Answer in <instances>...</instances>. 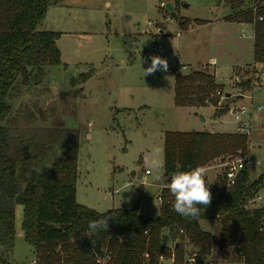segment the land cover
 Returning <instances> with one entry per match:
<instances>
[{"label": "rangeland", "instance_id": "374dc122", "mask_svg": "<svg viewBox=\"0 0 264 264\" xmlns=\"http://www.w3.org/2000/svg\"><path fill=\"white\" fill-rule=\"evenodd\" d=\"M168 1L175 3L174 0L51 3L38 30L60 33L57 45L62 64L46 68L42 78L30 86H23L20 81L9 97L11 111L6 124L13 129L34 126L79 131L77 201L100 213L131 208L139 199V187L146 191L141 185L143 179L150 181L157 175L163 176V168L155 171L151 165L164 161L167 131L237 130L239 120L232 112L219 118L214 116L213 105L195 109L176 105L175 72L183 66L196 71L206 63L212 64L214 57L218 80L227 86L220 88L221 104L264 106L260 80L252 90L235 80L240 72L245 74V80L254 75L255 67H249L253 65V28L233 22L217 23L225 13L221 0H181L176 11L179 17L189 18H185L188 28L194 18L212 21L208 26L183 31L178 21H165ZM147 18H151L152 25L148 26ZM164 26L165 36L157 35V29ZM147 27L152 28V33H146ZM243 30L246 39L241 38ZM155 43L168 48V65L179 66L171 73L157 71L144 76L143 68L151 64L149 54ZM235 68L238 70L234 71ZM186 69L182 71L189 72ZM260 71L261 68L258 72L264 82V71ZM254 91L257 93L252 100ZM227 93L231 94L230 102L226 101ZM260 117L255 111L252 118L247 115L242 120H253V130L259 128ZM249 157L250 177L254 180L264 173V143L252 140ZM217 163L211 165L214 177L224 172ZM146 170L151 174H146ZM258 196L262 200L255 207H264V187ZM150 203L151 212L143 211L145 215L155 214L159 209L156 200ZM15 213L16 244L11 250L0 248V264H31L35 255L23 236V206L16 205ZM202 227L213 229L219 237L223 234L218 220L203 221Z\"/></svg>", "mask_w": 264, "mask_h": 264}, {"label": "trees", "instance_id": "16d2710c", "mask_svg": "<svg viewBox=\"0 0 264 264\" xmlns=\"http://www.w3.org/2000/svg\"><path fill=\"white\" fill-rule=\"evenodd\" d=\"M177 6L181 0H174ZM238 10L229 20L251 25L254 31L255 71L240 86L252 90L260 80L257 65L264 68V0L248 7L245 0H222ZM52 0H0V248L15 247V206L22 205V230L34 248L37 264H159L168 256L164 234L174 242L175 264H184L189 254H200L208 262L214 246L225 249L232 260L243 264H264V207L248 211L247 201L258 195L264 173L251 180L249 167L242 170L236 185L229 187L224 176L211 184L212 201L201 208L197 220H188L173 210L174 197L167 188L176 170L205 168L217 159L244 158L250 152V137L241 133L209 131H167L164 137L163 179L165 187L160 213L147 216L142 203L148 199L144 187L131 208L97 212L77 201L79 131L58 127L11 128L9 97L21 81L23 86L38 82L46 68L62 64L57 45L58 32L40 31ZM55 0L52 4H58ZM166 9V8H165ZM263 17V20L259 18ZM187 30L188 20L179 17ZM33 82V83H34ZM221 86L208 71L177 72L175 102L179 107L212 104L215 117L230 110L221 104ZM221 214L220 218L217 215ZM110 216L109 229L88 237V222ZM220 221V238L204 231L202 221ZM181 230L184 232L182 233Z\"/></svg>", "mask_w": 264, "mask_h": 264}, {"label": "crops", "instance_id": "0c3cea01", "mask_svg": "<svg viewBox=\"0 0 264 264\" xmlns=\"http://www.w3.org/2000/svg\"><path fill=\"white\" fill-rule=\"evenodd\" d=\"M169 2V1H168ZM221 3L220 4H222L223 6H225V13L222 15V16H220V19H219V21H217V23H223V22H230V23H238L239 25H248V24H244V23H242V22H236V21H231V20H229V18L231 17V16H234L236 13H238V10H236V9H232L230 6H226L225 4H224V2H222V0L220 1ZM245 2H246V5L248 6V7H251V6H253L254 5V3L256 2V0L254 1V3H252L251 4V0H245ZM163 4H165L164 2H162ZM220 4H218V6H220ZM166 5V4H165ZM173 5L175 6V8H176V5H175V3L173 2ZM226 7L228 8V9H226ZM167 14H170L169 12L167 13ZM151 16V15H150ZM183 18H186V17H183ZM186 19H189V18H186ZM194 19H196V20H191V23H190V28H188L186 31H188V30H194L196 27L195 26H198V27H201V26H208L212 21H208V20H204V19H200V18H194ZM148 23V26H149V23L152 21L151 20V18H147V20H146ZM178 26H179V28L180 29H182L181 27H180V24H179V22H178ZM194 26V27H193ZM249 26H251V25H249ZM252 27V26H251ZM253 28V27H252ZM147 29V32L146 33H149L148 32V29H149V27H147L146 28ZM158 30V29H157ZM161 30L162 31H160L159 32V34H157V35H159V36H165V34H166V30H167V28L164 26V28L162 29L161 28ZM183 30V29H182ZM184 31V30H183ZM151 33H152V28H151ZM178 34V33H177ZM246 34H245V31H244V35H243V32H242V35H241V38H243V39H246ZM149 56H151V54H149ZM211 61H212V64H210V63H206V64H204L203 65V67L201 68V69H199V70H196V71H204V70H206V71H208L209 73H211V75H214L215 76V79H216V83L218 84V85H220V86H223L224 88H226L227 86H225L224 84H222V83H220L219 82V80H218V77H217V68H216V64H215V62H216V59L213 57L212 59H211ZM179 66V65H178ZM178 66L176 67V66H174V65H172V64H170L169 65V67H168V71L171 73V72H174L177 68H178ZM251 66H256L255 65V61H254V38H253V65H250L249 67H251ZM248 67V68H249ZM257 67H258V69L260 70V68H261V73L264 71V68L263 67H261V66H259V65H257ZM187 68H188V66H187ZM236 69L238 70V68H235V70L234 71H236ZM241 69V68H240ZM186 70H189V68L188 69H186ZM192 71H195V70H189V72H185V73H191ZM195 71V72H196ZM178 72V71H177ZM177 72H175V76H176V73ZM184 72V71H183ZM260 75V74H259ZM260 77V82H261V84H262V86L264 87V82H263V77H261V76H259ZM262 80V81H261ZM263 82V83H262ZM229 86H230V84H229ZM227 89V88H226ZM227 95V102H230V98H231V94L230 93H227L226 94ZM233 98V97H232ZM253 98H254V95H253V97H252V100H253ZM260 100V99H259ZM262 100V99H261ZM239 102H243V103H248V105L250 104V101H245L244 99H239ZM261 103H263V102H259V104H261ZM208 106H210V105H212V104H207ZM242 105H245V104H237V105H235V106H233V107H230V110H229V112H232L233 113V115H234V113H235V110H237L239 107H241ZM214 106V105H213ZM259 106H263L262 104L261 105H257V106H253L254 107V110H253V112H248L247 111V113H245V114H243L240 118H241V120L239 121V123H238V128H237V130H234V131H215V130H212V131H209V132H218V133H238V131H239V128L241 127V126H243V127H245V129L246 130H249L250 131V135H249V137L250 136H252V137H250V152H251V142H252V140H259L260 142H263L264 143V133H262V132H264V114H262V112L264 111V106H263V108L262 109H258V107ZM215 107V106H214ZM181 108H188V109H195V108H199V107H181ZM215 111H216V107H215ZM258 112L259 114H260V120H261V124L259 123L258 124V126H259V128L258 129H256L255 127L253 128V130H252V122H253V120H252V122H251V120L249 119V121H243L242 120V118H243V116H249L250 115V118H252V115H253V113L254 112ZM228 112V113H229ZM224 116V115H223ZM222 116V117H223ZM234 117H235V115H234ZM219 118H221V117H219ZM236 118V117H235ZM237 119V118H236ZM238 120V119H237ZM203 121H206L205 119L203 120ZM258 130V131H257ZM252 134V135H251ZM164 137H165V134H164ZM250 152H249V154H248V156H250ZM226 161V160H225ZM225 161H223L222 159H217V160H215V162L214 163H217V164H219V166L220 167H222V169H223V164L222 163H225ZM213 163H211L209 166H207V167H205V168H203L204 170H205V173H206V179H208V181H210V183L211 184H214V183H216L217 181H219V176L220 175H217V177H214L213 175H211L212 173H211V165H212ZM249 169H250V171H251V163H250V166H249ZM147 171V170H146ZM149 171V170H148ZM147 174V173H146ZM149 174H151V172L149 173ZM148 174V175H149ZM263 174V173H262ZM139 178H142V176L140 175L139 176ZM163 178V177H162ZM252 180V179H251ZM255 180V179H254ZM155 181H157L156 179L155 180H150V181H146V180H144L143 179V183L141 184V185H144L146 188L151 184V183H153V182H155ZM140 185V186H141ZM264 187V185L262 186V188ZM161 191V190H160ZM159 191V192H160ZM259 194V193H258ZM152 200H156V202H157V205H158V210L155 212V214H150V215H147V216H152V215H154V216H157L159 213H160V206H161V203L159 202V200H158V198L156 199V197H154V198H150L149 196H148V199L147 200H145L143 203H142V205L143 204H145V208H143V207H141L142 208V211H146L147 213H150L151 212V207L153 206L150 202L152 201ZM92 209V208H91ZM115 209V208H114ZM93 210H95V209H93ZM111 210V209H110ZM98 212V211H97ZM203 222V221H202ZM202 222H201V226H202ZM202 229L204 230V231H207L208 233H212L213 235H214V237L215 236H217L218 238H220L217 234L218 233H215V232H213V229H210L209 231L208 230H205L203 227H202ZM23 236H24V233H23ZM168 236V243L166 242V240H167V237ZM164 244L166 245V247L168 248V249H170V250H173V248H174V242L172 241V239H171V237H170V235H169V233L168 232H165V234H164ZM169 250V251H170ZM187 250H189L188 251V253L189 252H192V246L191 245H187ZM214 251L215 252H213V255L211 256V257H209L208 258V262H211L212 261V263H210V264H232V263H234V262H239V261H235V260H232L231 259V257L229 256V255H227L226 254V252H225V249H223V248H221L219 245H215L214 246ZM205 262H207V261H205ZM242 263V262H241ZM162 264H173V260H172V257H167V258H165V260L162 262ZM243 264V263H242Z\"/></svg>", "mask_w": 264, "mask_h": 264}, {"label": "clouds", "instance_id": "9594fccd", "mask_svg": "<svg viewBox=\"0 0 264 264\" xmlns=\"http://www.w3.org/2000/svg\"><path fill=\"white\" fill-rule=\"evenodd\" d=\"M150 59V66L143 68L144 76L154 75L157 71L167 72L169 65L166 58L154 55ZM68 91H71V89H68ZM151 167L153 170L159 171L165 167V162L154 161ZM181 168L182 165L177 163L176 170L167 180V188L174 197L172 207L181 217L188 220H197L201 216V208H207L211 204L210 186L206 182V173L202 167L198 166L187 171H183ZM155 179L160 181L162 177L157 175ZM151 187L156 191L158 190V185ZM110 219L112 217L105 215L89 221L84 235L91 237L99 235L101 232H107ZM31 264H37L35 257L32 258Z\"/></svg>", "mask_w": 264, "mask_h": 264}, {"label": "built area", "instance_id": "2783aa9c", "mask_svg": "<svg viewBox=\"0 0 264 264\" xmlns=\"http://www.w3.org/2000/svg\"><path fill=\"white\" fill-rule=\"evenodd\" d=\"M260 20H263V17H260L259 18ZM174 18L168 14L165 18V21L168 22V21H173ZM152 25V23H149V26ZM162 31L161 28L159 27L158 28V32ZM148 32L151 33V29L149 28L148 29ZM181 35L179 32H178V36ZM243 35H244V30H243ZM152 54L151 56H154V55H158L162 58H166V54L168 53V48L163 45V44H158V43H155L153 46H152V50H151ZM187 66H183L182 69H186ZM182 69L178 70V72H183ZM236 83L237 84H241L244 80H245V74L243 72H240L239 74L236 75ZM256 88V87H255ZM254 88V89H255ZM253 89V90H254ZM261 87L258 88V90H260ZM257 92L254 91L253 95L256 94ZM217 95L218 96H221L222 95V91H218L217 92ZM252 95V97H253ZM251 97V98H252ZM263 106H259L258 109H262ZM254 110V107L253 105H250V106H241L239 107L237 110H235V117L240 121L241 120V116L245 113L248 112H253ZM238 133H241V134H247V135H250V131L249 130H246L245 127L241 126L239 128V131ZM250 157L249 156H246L244 158H229L226 159L225 163H222L223 165V176L224 178L227 180V183H228V186L229 187H232L234 185H236V183L238 182L239 180V174L242 170H244L245 168L249 167L250 166ZM147 174L150 173V171H146ZM158 200L159 202L162 204V197H158ZM258 200H262L260 196H255L251 199H249L245 205L246 209L248 211H253L255 209H257L255 207V205L257 204ZM221 217V214H218L217 215V218H220ZM182 233H184L182 230H181ZM196 255L197 254H194V253H190L186 255V258H185V261H184V264H198L197 263V259H196ZM169 257H172V260H173V264H175V255H174V248L173 250H170L169 251V254H168ZM168 256H161L160 259H159V264H162V262L165 260V258H167Z\"/></svg>", "mask_w": 264, "mask_h": 264}, {"label": "water", "instance_id": "95a60500", "mask_svg": "<svg viewBox=\"0 0 264 264\" xmlns=\"http://www.w3.org/2000/svg\"><path fill=\"white\" fill-rule=\"evenodd\" d=\"M165 7L169 11L170 15L174 18V20L175 21H179V16H178V13H177L176 8L173 5V3L172 2H167ZM154 185H158V190L157 191L155 189H152L151 186H154ZM163 187H165V179L162 178L160 181H155V182L151 183L146 188V193L148 194V196L150 198H154ZM196 259H197V263L198 264H206V262H205V260H204L202 255L197 254L196 255Z\"/></svg>", "mask_w": 264, "mask_h": 264}]
</instances>
